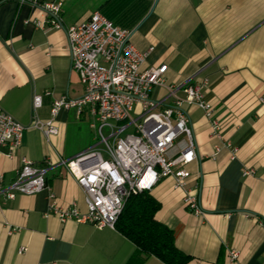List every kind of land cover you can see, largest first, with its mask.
I'll use <instances>...</instances> for the list:
<instances>
[{
    "label": "crops",
    "instance_id": "crops-1",
    "mask_svg": "<svg viewBox=\"0 0 264 264\" xmlns=\"http://www.w3.org/2000/svg\"><path fill=\"white\" fill-rule=\"evenodd\" d=\"M45 1L63 3L66 27L100 12L132 31L140 52L152 49L145 67L167 65L172 85L208 80L205 99L221 132L214 134L202 110L187 107L201 160L189 167L186 187L176 188L173 178H165L150 192L161 205L156 220L174 232L188 264H264V0ZM35 19H44L40 9L16 0L0 4V107L24 126L48 122L55 100L84 93L71 68L66 34L26 23ZM35 95L43 96V105L34 112ZM155 98L165 104L173 100L164 88L155 91ZM92 122L87 110L82 116L62 111L54 122L58 134L49 140L30 129L14 158H8V148L1 149L5 188L13 184L23 158L51 166L43 192L0 197V264H163L116 228L98 230L46 216L53 202L62 208L78 204L86 212L85 195L61 162L96 145ZM245 168L255 174L244 177ZM188 192L199 198L203 216L186 207ZM233 251L238 258L231 262Z\"/></svg>",
    "mask_w": 264,
    "mask_h": 264
},
{
    "label": "built area",
    "instance_id": "built-area-1",
    "mask_svg": "<svg viewBox=\"0 0 264 264\" xmlns=\"http://www.w3.org/2000/svg\"><path fill=\"white\" fill-rule=\"evenodd\" d=\"M6 1L0 0V4ZM16 1L43 13V20H28L27 24L40 30L51 26L66 34L71 68L78 74L84 93L78 99L55 100L51 119L46 123L36 120L30 126L22 125L0 107V152L8 148V158H14L24 133L30 129L42 131L48 140L57 135L54 122L62 111L75 110L78 116L89 111L91 128L99 137L90 150L61 162L84 193L86 212L78 204L62 208L53 202L46 216L53 214L61 222L89 223L98 230L115 229L129 197L152 192L165 178H173L176 188L186 187L192 176L189 167L201 160L187 107L202 110L214 134L221 132L213 106L205 99L208 80L191 79L179 86L168 83L167 65L145 67L152 49L140 52L132 42L134 33L116 26L100 12L93 13L85 23L66 27L61 1ZM158 88L169 92L171 103L155 98ZM180 92L184 97L178 95ZM42 105L43 96L35 95L33 111ZM50 166V162L36 166L23 158L10 187L3 186L0 173V197L13 200L17 195L43 192ZM253 174V169L243 170L244 177ZM184 202L191 213L204 215L197 195L188 192ZM25 251L23 248L20 253ZM229 257L234 262L238 254L233 251Z\"/></svg>",
    "mask_w": 264,
    "mask_h": 264
},
{
    "label": "trees",
    "instance_id": "trees-1",
    "mask_svg": "<svg viewBox=\"0 0 264 264\" xmlns=\"http://www.w3.org/2000/svg\"><path fill=\"white\" fill-rule=\"evenodd\" d=\"M160 208V203L149 192L131 196L116 230L147 257H155L163 264H188L190 257L177 248L174 232L156 220Z\"/></svg>",
    "mask_w": 264,
    "mask_h": 264
},
{
    "label": "rangeland",
    "instance_id": "rangeland-1",
    "mask_svg": "<svg viewBox=\"0 0 264 264\" xmlns=\"http://www.w3.org/2000/svg\"><path fill=\"white\" fill-rule=\"evenodd\" d=\"M72 112L75 113L74 111H72ZM89 131H90L91 139H92L93 143L98 144L99 137L97 135V132L94 129H92V128ZM84 132H87L86 128H84Z\"/></svg>",
    "mask_w": 264,
    "mask_h": 264
}]
</instances>
